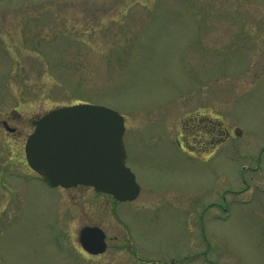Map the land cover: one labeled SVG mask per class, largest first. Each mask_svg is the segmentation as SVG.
Segmentation results:
<instances>
[{
    "label": "rangeland",
    "instance_id": "1",
    "mask_svg": "<svg viewBox=\"0 0 264 264\" xmlns=\"http://www.w3.org/2000/svg\"><path fill=\"white\" fill-rule=\"evenodd\" d=\"M73 104L124 118L134 201L27 167L34 120ZM2 118L0 264H264V0H0Z\"/></svg>",
    "mask_w": 264,
    "mask_h": 264
},
{
    "label": "water",
    "instance_id": "2",
    "mask_svg": "<svg viewBox=\"0 0 264 264\" xmlns=\"http://www.w3.org/2000/svg\"><path fill=\"white\" fill-rule=\"evenodd\" d=\"M124 120L114 110L96 105L55 109L36 122L25 143L28 165L51 186H92L119 201H132L140 191L125 166ZM78 242L91 255L105 251L98 227L79 230Z\"/></svg>",
    "mask_w": 264,
    "mask_h": 264
},
{
    "label": "flooded vegetation",
    "instance_id": "3",
    "mask_svg": "<svg viewBox=\"0 0 264 264\" xmlns=\"http://www.w3.org/2000/svg\"><path fill=\"white\" fill-rule=\"evenodd\" d=\"M32 129H33V127H32ZM0 130H3L8 137L14 136L18 132V128L16 126H12L7 118H2L0 120ZM27 135H26V137H27Z\"/></svg>",
    "mask_w": 264,
    "mask_h": 264
}]
</instances>
